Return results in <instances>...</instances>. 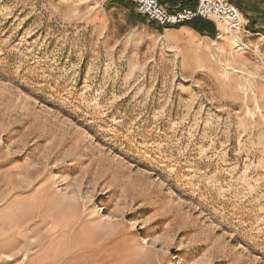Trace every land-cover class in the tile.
Returning <instances> with one entry per match:
<instances>
[{
	"label": "rangeland",
	"instance_id": "rangeland-1",
	"mask_svg": "<svg viewBox=\"0 0 264 264\" xmlns=\"http://www.w3.org/2000/svg\"><path fill=\"white\" fill-rule=\"evenodd\" d=\"M239 10L246 56L128 0H0V264H264V0Z\"/></svg>",
	"mask_w": 264,
	"mask_h": 264
},
{
	"label": "built area",
	"instance_id": "built-area-1",
	"mask_svg": "<svg viewBox=\"0 0 264 264\" xmlns=\"http://www.w3.org/2000/svg\"><path fill=\"white\" fill-rule=\"evenodd\" d=\"M137 12L160 28H178L197 20L211 21L226 27L235 56H246L254 50L245 38L244 16L229 0H199L195 8L162 4L160 0H128Z\"/></svg>",
	"mask_w": 264,
	"mask_h": 264
},
{
	"label": "trees",
	"instance_id": "trees-1",
	"mask_svg": "<svg viewBox=\"0 0 264 264\" xmlns=\"http://www.w3.org/2000/svg\"><path fill=\"white\" fill-rule=\"evenodd\" d=\"M162 4H165L166 2L170 3L171 6H177L181 5L183 8H195L199 0H160ZM231 3H234L238 9L245 10V4L249 0H229ZM189 28L193 29L195 32L200 34L201 36H208L211 39H215L217 32L215 29V26L211 22H205L201 20H197L189 25H187ZM181 27H178L176 29H179Z\"/></svg>",
	"mask_w": 264,
	"mask_h": 264
},
{
	"label": "crops",
	"instance_id": "crops-1",
	"mask_svg": "<svg viewBox=\"0 0 264 264\" xmlns=\"http://www.w3.org/2000/svg\"><path fill=\"white\" fill-rule=\"evenodd\" d=\"M170 30L167 29L165 32L168 33L173 38V42L176 45L185 48H189V47L187 45H184L183 42L191 41L193 40L194 36H199L196 32L192 31L187 25L182 26L180 30L177 29H172V31Z\"/></svg>",
	"mask_w": 264,
	"mask_h": 264
},
{
	"label": "bare ground",
	"instance_id": "bare-ground-1",
	"mask_svg": "<svg viewBox=\"0 0 264 264\" xmlns=\"http://www.w3.org/2000/svg\"><path fill=\"white\" fill-rule=\"evenodd\" d=\"M219 26H221L223 29H225V32H226V27L225 26H223V25H219Z\"/></svg>",
	"mask_w": 264,
	"mask_h": 264
}]
</instances>
